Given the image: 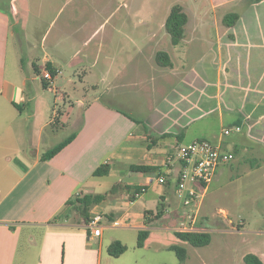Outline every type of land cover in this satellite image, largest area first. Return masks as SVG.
I'll return each instance as SVG.
<instances>
[{"label":"crops","instance_id":"crops-1","mask_svg":"<svg viewBox=\"0 0 264 264\" xmlns=\"http://www.w3.org/2000/svg\"><path fill=\"white\" fill-rule=\"evenodd\" d=\"M4 1L7 0H0L4 3L0 5V150L5 151L0 154V264L16 263L20 245L18 236L24 228L39 229L42 233L35 264H55L58 259L59 264H87V255L91 258L96 255L92 246L96 238L100 239L97 253V260H100L105 229L117 227L114 225L116 221L121 223L118 226L137 229V237L139 230L148 229L150 234L145 244L154 231L171 229L176 236V226L172 223L186 209L177 194L184 164L175 153L181 143L198 138L221 143L234 158L219 167L215 178L229 174L233 179L232 172L236 169L240 190L243 185L246 189L247 186L264 185V18L259 7L263 2L257 5L260 12L255 10L256 7L248 13L244 10L248 17L240 11L231 27L225 26L223 21L219 27L215 22L216 41L212 43L210 53L198 56L196 47L189 45L194 40L188 37V21L185 37L179 44H173L174 55L165 50L170 65L156 68L157 74L150 80L135 78L132 73L129 78L131 87L143 84L144 89H149L147 96L152 102L142 117L122 112L128 120L123 122L129 131L121 136L117 135L116 128L109 137L101 140L102 126L106 121L118 120L119 114L104 107L100 103L101 96H95L91 102L86 97L78 100V104L67 108L61 117L62 128L68 135L76 133L75 139L53 158L43 160V153L56 144L55 136L49 135L46 138L53 144L49 143L42 150L44 134L53 122L55 109L52 108L49 119L40 121L43 94H39L38 89L41 85L45 87L38 74L26 75L21 71V60V75L17 73L14 80L7 76L11 27L21 23L23 5L18 3L19 0H8L9 6ZM217 7L214 4L213 11ZM130 40L135 41L132 37ZM43 59L58 71L52 80L46 81L45 89L64 97L65 87L56 84L62 75L61 67L46 52ZM36 65L41 70L44 67L39 63ZM134 70L131 68V72ZM140 71L138 69V73ZM109 73L113 75L107 91H112L117 88L122 71L111 70ZM38 78L41 85L38 84L37 88ZM105 79L102 77L101 81L105 82ZM29 89L34 92H28ZM29 102L33 103L34 132L31 140L33 158L27 161L24 157L19 158L20 147L15 145L13 151L6 152L1 140L7 138V132L11 133V139H15L10 126L23 119L21 107ZM236 127H239L238 131L224 134L225 129ZM57 132L52 131L53 134ZM170 156H173L172 160H169ZM86 157L88 159L84 161ZM101 164H107L108 171L98 175ZM131 165L157 167V170L132 171ZM159 176L166 178L164 184L158 182ZM102 177L116 178L114 185L122 184L119 188L122 192L119 193L117 188L110 193L114 185L100 192L98 179ZM141 188H145V192L136 197L134 192ZM84 194H106V198L91 209L92 216L101 213L107 222L99 236L91 232L86 236L80 229L86 223L78 218L71 221L72 211L68 203ZM143 195V205L133 210L132 206ZM40 201L50 209L46 218L38 217ZM64 211L67 213L61 216ZM116 215L127 220L117 219ZM33 230L29 234L28 246L37 244ZM112 239L124 241V238L114 236L108 240L109 244ZM29 258L25 254V264Z\"/></svg>","mask_w":264,"mask_h":264},{"label":"rangeland","instance_id":"rangeland-1","mask_svg":"<svg viewBox=\"0 0 264 264\" xmlns=\"http://www.w3.org/2000/svg\"><path fill=\"white\" fill-rule=\"evenodd\" d=\"M4 2L9 6L8 0ZM20 2L23 5L21 23L11 27L13 34L8 43V78L14 80L17 73L21 75L22 71L26 75L38 74L42 84L43 79L52 80L53 76L46 67L49 62L45 63L43 59L46 52L56 65L61 67L62 75L56 84L64 86L63 90L68 94L65 93L64 97L56 96L55 91L42 88L40 78L35 84L37 88L38 84L41 85L38 92L43 94L40 121L49 119L52 108L55 109L53 122L44 134L42 150L49 146V143L53 144L47 136L54 135L56 144L68 136V132L62 128L61 117L67 108L74 107L73 104H78V100L85 97L88 101H93L95 96H101L100 103L104 107L119 113L118 120L106 121L102 126V141L116 128L117 135L120 136L129 131L123 122L127 118L122 112L135 117H142L146 113L152 102L147 96L150 91L144 89L143 84L131 87L129 78L133 73L135 78L150 80L157 74L156 68L164 67L157 59L158 52L169 50L174 55L171 35L165 26L173 6H183L188 14V37L191 36L194 40L189 42V45L196 47L195 53L198 56L211 52L212 43L216 41L215 22L221 27V21L227 13L242 11L244 14V10L248 13L249 10L253 11L255 7V10H258L260 7L264 18V0H19L18 3ZM260 2L263 4L258 7ZM2 4L4 3L0 2V5ZM214 4L218 7L213 11ZM247 13L244 17H248ZM131 37L134 42L130 40ZM20 60L23 64L21 71ZM34 63L44 67L41 70L39 65L35 67ZM131 68L135 69V72H131ZM138 69L141 70L139 73ZM111 70H121L122 74L118 79L117 88L107 91L113 75L109 73ZM46 73H49L51 78H47ZM102 77H106L105 82L101 81ZM145 84L150 87V84ZM30 91L34 92L33 89L28 90ZM32 110L33 103L23 105V119L10 126L15 139H11V133L7 132V138L1 140L6 152L13 151L15 145L20 147L22 152L19 158H25L27 161L33 158ZM59 117L61 121L58 120ZM57 130V133H52ZM104 146L105 144L102 148ZM3 153L5 151L0 150V154ZM87 159L86 157L84 161ZM237 172L236 169L232 172L233 179L229 174L219 173L218 178H214L204 193L200 190L203 197L197 211L196 225L199 230L210 232V244L194 246L176 237L171 229H167L166 232L154 231L152 238L143 247H138L135 232L137 229L130 226H109L104 233L102 258L97 260L100 239L96 238L92 241L96 255L94 258L87 255V264H246L244 257L247 254L258 255L264 261V185L256 184V187L250 188L247 186V189L243 185L240 190ZM98 180L100 192L110 189L117 181L112 177H102ZM120 192L122 191L119 189ZM144 201L145 195L136 201L132 209L138 210ZM43 203H38L39 218H46L50 211ZM187 209L189 208L186 207L180 214L179 219L173 221L172 224L176 226L174 231H177L181 220L187 219ZM66 213L64 211L61 216ZM116 217L127 220L121 215ZM77 218L80 220V216L72 211L71 221L75 222ZM104 224H107L106 220L102 221V226ZM80 229L87 236L88 228L83 225ZM31 230L24 228L18 236L20 245L15 264H25V254L28 258L30 256L27 264L36 262L35 256L40 247L42 233L41 230L34 229L37 244L28 246ZM114 236L124 238L122 242L128 247L119 257L111 256L107 252L108 240ZM173 245L186 249L184 262H181L177 253L170 248ZM56 263L59 264V259Z\"/></svg>","mask_w":264,"mask_h":264},{"label":"trees","instance_id":"trees-1","mask_svg":"<svg viewBox=\"0 0 264 264\" xmlns=\"http://www.w3.org/2000/svg\"><path fill=\"white\" fill-rule=\"evenodd\" d=\"M256 1H261V0H256ZM238 18H239V14L236 12L227 13L223 17V24L227 27H231ZM188 20H189L188 14L185 12L183 6L179 4L173 6L165 24L168 33L171 35V40L173 44H179L182 41V39L185 37L186 25L188 23ZM157 59L162 66H168L171 64L169 55L165 51L158 52ZM46 67L50 71L52 76H55L57 74L58 72L57 69L51 63H47ZM43 86L47 88V82L45 79H43ZM0 94H1V89H0ZM125 114L127 115V113ZM58 120L61 121L60 117ZM76 135H77L76 133H71L62 141L58 142L53 147L45 151L42 155V159L48 160L53 158L68 144H70L75 139ZM131 170L138 172H146L149 170H157V167H150L146 165H131ZM107 171H108V165L101 164L97 169V174L103 175L106 174ZM120 187L121 185L119 184L114 185L109 192L112 193L114 192V190ZM105 198H106V194H84L81 196H77L73 201H70L68 204L71 206L70 210L75 211L80 216V220L86 223L87 225L90 219L92 218L91 215L92 206L96 204H100ZM161 214L162 212L159 213V216H161ZM88 232H90L89 228H88ZM149 234L150 231L148 229L139 230L138 239H137L138 247H143L145 245V242L149 237ZM175 234L181 240L189 242L190 244L197 247L206 246L211 242V234L210 232L205 230L190 231V232L175 231ZM170 248L177 253L181 262H184L186 260L187 254H186V249L184 247L173 245ZM127 249H128L127 245L124 244L122 241L114 240L108 245L107 252L111 256L119 257L123 253H125ZM244 259L246 264H264V261L258 255L255 254H247L244 257Z\"/></svg>","mask_w":264,"mask_h":264},{"label":"built area","instance_id":"built-area-1","mask_svg":"<svg viewBox=\"0 0 264 264\" xmlns=\"http://www.w3.org/2000/svg\"><path fill=\"white\" fill-rule=\"evenodd\" d=\"M45 76L51 78L49 73H46ZM238 130L239 127L235 129L227 128L224 130V134L229 135L233 131ZM175 155L184 164L179 175L177 194L185 208H189L186 211L187 219L181 220L177 231H198L199 229L196 225L197 211L200 209L203 193L207 190L209 184L213 182L219 167L229 163L234 158V155L224 150L221 143L204 138L179 144ZM172 159L173 156H170L169 160ZM158 182L164 184L166 178L159 176ZM200 190H203V193ZM144 192L145 188H141V190L136 191L135 196L139 197ZM102 221L103 215L101 213L95 214L86 227L89 228L91 234L99 236L103 229ZM120 224L119 221L114 222L116 226Z\"/></svg>","mask_w":264,"mask_h":264}]
</instances>
